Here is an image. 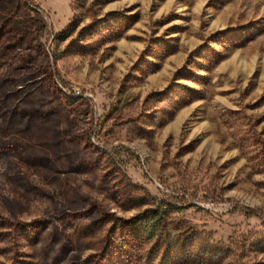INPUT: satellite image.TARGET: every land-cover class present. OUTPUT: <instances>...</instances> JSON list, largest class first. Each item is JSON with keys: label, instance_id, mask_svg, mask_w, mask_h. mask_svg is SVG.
<instances>
[{"label": "rangeland", "instance_id": "rangeland-1", "mask_svg": "<svg viewBox=\"0 0 264 264\" xmlns=\"http://www.w3.org/2000/svg\"><path fill=\"white\" fill-rule=\"evenodd\" d=\"M0 264H264V0H0Z\"/></svg>", "mask_w": 264, "mask_h": 264}, {"label": "trees", "instance_id": "trees-1", "mask_svg": "<svg viewBox=\"0 0 264 264\" xmlns=\"http://www.w3.org/2000/svg\"><path fill=\"white\" fill-rule=\"evenodd\" d=\"M247 213H248L247 215H248L249 217H258V215H259V214L255 213V212H253L252 210H248ZM260 217H261V216H260Z\"/></svg>", "mask_w": 264, "mask_h": 264}]
</instances>
